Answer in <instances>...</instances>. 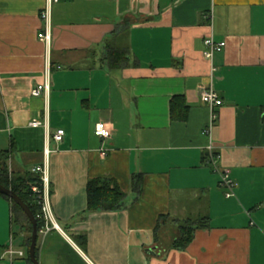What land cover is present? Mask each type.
<instances>
[{
    "label": "crops",
    "instance_id": "0c3cea01",
    "mask_svg": "<svg viewBox=\"0 0 264 264\" xmlns=\"http://www.w3.org/2000/svg\"><path fill=\"white\" fill-rule=\"evenodd\" d=\"M46 1L0 0V150L13 149V175L47 165L56 224L37 236L39 264H264V0H58L48 26ZM209 35L226 43L211 62ZM107 46L126 49L125 65L102 61ZM202 87L222 99L211 125ZM174 95L185 120L170 117ZM99 121L109 137L94 134ZM211 152L237 183L232 197ZM98 177L125 193L121 208L87 209ZM201 218L172 248L179 223ZM14 225L0 196V264H29Z\"/></svg>",
    "mask_w": 264,
    "mask_h": 264
},
{
    "label": "trees",
    "instance_id": "16d2710c",
    "mask_svg": "<svg viewBox=\"0 0 264 264\" xmlns=\"http://www.w3.org/2000/svg\"><path fill=\"white\" fill-rule=\"evenodd\" d=\"M102 61L109 67H121L127 61L126 49L107 46ZM171 119L185 120L187 116V106L180 95H174L169 104ZM13 149L0 150V184L14 191L30 208L37 220L38 230L43 224L40 214V204L36 195L31 190V185L39 181V174L29 171L24 175H13L9 172L8 159ZM131 188L139 195L142 188V176L140 174L131 178ZM0 196L10 201L11 216L14 224H18L22 231H26L25 244L28 247L31 234V223L22 212L21 208L10 198L0 193ZM125 193L110 178H93L87 182V209L95 210H116L123 206ZM160 220V219H159ZM205 218L199 220H188L179 223V235L173 241L172 248L183 250L188 246L193 237V231L198 226H204ZM37 256V254H36ZM27 261L31 264L27 255Z\"/></svg>",
    "mask_w": 264,
    "mask_h": 264
},
{
    "label": "built area",
    "instance_id": "2783aa9c",
    "mask_svg": "<svg viewBox=\"0 0 264 264\" xmlns=\"http://www.w3.org/2000/svg\"><path fill=\"white\" fill-rule=\"evenodd\" d=\"M57 1L58 0H47L43 10L40 13L41 18L45 20V25L47 26H48L47 20L49 19L51 4ZM37 36L39 37V39L45 41L46 43H48L50 40L49 33L47 32V27H45L44 31L38 33ZM203 44L205 46V49L203 51V57L205 60L211 62L213 55L216 52H220L225 47L226 43L225 41H216L212 37V35H209L203 39ZM47 91H48L47 83H42L34 87L31 90V94L33 96H39L42 92H47ZM200 98L210 108L211 111L210 125H211L212 121L216 117L214 108L222 104V99L218 96V94L212 87H202L200 89ZM41 123L42 122L39 120H33L30 124L32 126H38ZM204 132L209 133L210 126ZM110 133H111V129L107 125V123L103 121H99L98 123H96L94 128V134L96 136L107 138L110 136ZM63 135H64V130L58 129L52 135V137L55 141H60ZM216 158L217 155H214V153L211 152L207 159V162L211 165L212 169L218 173L219 184L226 188L225 196L232 197L234 195V189L237 183L230 177L227 170L219 169V167L216 164ZM46 170H47V165L45 163L36 165L30 169L31 172L39 174V181H35V183L31 185V190L33 194L36 195L38 199V203L40 204V214L38 216L43 220L44 225L38 230V234L40 233L42 235L46 234L51 228L56 227V224L53 223L52 215L48 206L49 180L46 175ZM8 252L10 254L16 252L22 256L25 254L23 251H14L11 249V247L8 248Z\"/></svg>",
    "mask_w": 264,
    "mask_h": 264
},
{
    "label": "water",
    "instance_id": "95a60500",
    "mask_svg": "<svg viewBox=\"0 0 264 264\" xmlns=\"http://www.w3.org/2000/svg\"><path fill=\"white\" fill-rule=\"evenodd\" d=\"M0 193L4 194L8 198H10L14 203H16L21 208L25 216L29 219L32 229L30 234V242L27 247V254L31 264H39L38 258L36 256V244H37V236H38V227H37L36 218L34 217L29 206L10 188H6L0 184Z\"/></svg>",
    "mask_w": 264,
    "mask_h": 264
},
{
    "label": "rangeland",
    "instance_id": "374dc122",
    "mask_svg": "<svg viewBox=\"0 0 264 264\" xmlns=\"http://www.w3.org/2000/svg\"><path fill=\"white\" fill-rule=\"evenodd\" d=\"M10 156H11V155H10ZM9 158H10V157H9ZM8 161H9V159H8ZM16 225H18V224H15V225H14V228H16ZM25 235L28 236V233H27L26 231H25ZM38 242H39V241H38ZM25 255H26V254H25Z\"/></svg>",
    "mask_w": 264,
    "mask_h": 264
}]
</instances>
